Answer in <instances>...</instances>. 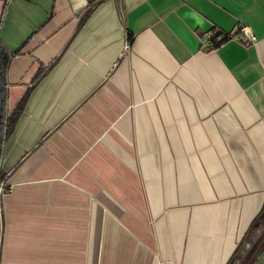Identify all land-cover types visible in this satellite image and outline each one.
<instances>
[{
	"label": "crops",
	"instance_id": "1",
	"mask_svg": "<svg viewBox=\"0 0 264 264\" xmlns=\"http://www.w3.org/2000/svg\"><path fill=\"white\" fill-rule=\"evenodd\" d=\"M0 45V264H264V0H0Z\"/></svg>",
	"mask_w": 264,
	"mask_h": 264
},
{
	"label": "trees",
	"instance_id": "2",
	"mask_svg": "<svg viewBox=\"0 0 264 264\" xmlns=\"http://www.w3.org/2000/svg\"><path fill=\"white\" fill-rule=\"evenodd\" d=\"M218 36H221V38L219 40H216V37ZM231 37H232V34L216 31L215 33H213L211 39L213 40L214 46H217ZM0 58H1L2 72H4L7 66V63H8L9 56L1 45H0ZM2 99H3V109H2V116H1V122H0V142L2 139V135L4 134V131L5 130L6 132L9 131L12 126L11 116H8L4 110V88H3ZM261 246H264V243H262Z\"/></svg>",
	"mask_w": 264,
	"mask_h": 264
},
{
	"label": "built area",
	"instance_id": "3",
	"mask_svg": "<svg viewBox=\"0 0 264 264\" xmlns=\"http://www.w3.org/2000/svg\"><path fill=\"white\" fill-rule=\"evenodd\" d=\"M241 38L246 40L247 42H252L255 40V34L246 26H242L240 28ZM129 48V44L125 45V50ZM9 190V183L7 181L6 174L0 169V200L5 195V193Z\"/></svg>",
	"mask_w": 264,
	"mask_h": 264
},
{
	"label": "water",
	"instance_id": "4",
	"mask_svg": "<svg viewBox=\"0 0 264 264\" xmlns=\"http://www.w3.org/2000/svg\"><path fill=\"white\" fill-rule=\"evenodd\" d=\"M2 95H3V72H2L1 58H0V122H1L2 109H3ZM0 151H1V145H0Z\"/></svg>",
	"mask_w": 264,
	"mask_h": 264
}]
</instances>
